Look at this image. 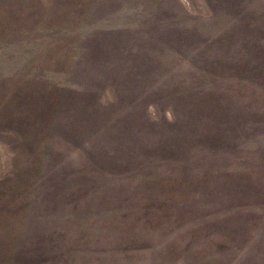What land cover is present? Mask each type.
<instances>
[{"label": "rangeland", "instance_id": "obj_1", "mask_svg": "<svg viewBox=\"0 0 264 264\" xmlns=\"http://www.w3.org/2000/svg\"><path fill=\"white\" fill-rule=\"evenodd\" d=\"M0 264H264V0H0Z\"/></svg>", "mask_w": 264, "mask_h": 264}]
</instances>
